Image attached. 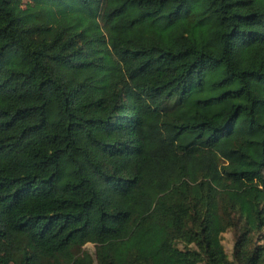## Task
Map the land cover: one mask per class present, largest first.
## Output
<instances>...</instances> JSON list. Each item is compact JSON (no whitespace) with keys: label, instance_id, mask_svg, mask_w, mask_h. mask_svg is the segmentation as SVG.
I'll use <instances>...</instances> for the list:
<instances>
[{"label":"trees","instance_id":"trees-1","mask_svg":"<svg viewBox=\"0 0 264 264\" xmlns=\"http://www.w3.org/2000/svg\"><path fill=\"white\" fill-rule=\"evenodd\" d=\"M89 242L264 264V0H0V264Z\"/></svg>","mask_w":264,"mask_h":264},{"label":"rangeland","instance_id":"rangeland-1","mask_svg":"<svg viewBox=\"0 0 264 264\" xmlns=\"http://www.w3.org/2000/svg\"><path fill=\"white\" fill-rule=\"evenodd\" d=\"M24 2L26 3V2H28V0H24ZM62 176L63 177H70V175L67 171H63ZM237 219L239 220V218L236 217V220ZM242 228H243V222H240L237 225L228 228L226 230V232L223 233V245H224L225 250H226V252L230 258H233V251H234L235 242L237 241V238L241 234ZM18 246L22 249L25 247H28L27 243L24 241H19ZM180 246L182 247V245H180ZM96 252H97L96 244L90 243V242L86 243L85 245H83L81 247H77L74 250V253L78 256H80L84 253H88L94 259V264H99L97 262ZM22 255H23V251L17 252L15 254L17 263L21 259Z\"/></svg>","mask_w":264,"mask_h":264}]
</instances>
